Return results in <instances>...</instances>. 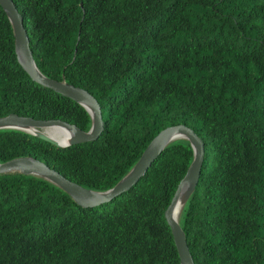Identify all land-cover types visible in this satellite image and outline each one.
I'll list each match as a JSON object with an SVG mask.
<instances>
[{
  "label": "trees",
  "instance_id": "obj_1",
  "mask_svg": "<svg viewBox=\"0 0 264 264\" xmlns=\"http://www.w3.org/2000/svg\"><path fill=\"white\" fill-rule=\"evenodd\" d=\"M11 1L37 69L91 94L103 128L67 145L0 129V163L39 160L103 192L158 132L185 125L203 142L178 219L194 264H264V0ZM8 114L92 124L23 69L0 5ZM192 160L189 141L174 140L134 184L92 205L43 177L0 173V264H181L165 210Z\"/></svg>",
  "mask_w": 264,
  "mask_h": 264
},
{
  "label": "water",
  "instance_id": "obj_2",
  "mask_svg": "<svg viewBox=\"0 0 264 264\" xmlns=\"http://www.w3.org/2000/svg\"><path fill=\"white\" fill-rule=\"evenodd\" d=\"M0 5L6 11L13 25L18 61L23 69L35 82L61 94L62 96L68 97L78 102L87 110L92 120L90 129L85 132L73 124H69L58 119L34 120L29 117L8 114L7 116L0 117V129H16L34 134L50 141L55 145H67L69 143L85 142L96 138L103 128L102 113L97 100L88 92L79 88H75L67 84L64 80L57 81L49 79L41 74L34 63L32 52L29 47V39L23 27L20 13L17 11L14 3L11 0H0ZM19 50L24 61L20 60ZM86 104L90 106L91 111L86 107ZM57 127H61L66 131H69V134L67 133L63 136L55 135L53 132ZM49 128L54 129L49 131ZM177 139H186L189 141L193 150V160L186 175L178 185L170 205L165 210V218L171 228L175 245L181 259V264H194L189 253L185 235L179 225L178 220H174L173 218L174 209L177 204L183 183L186 180L191 179L192 187L190 191L192 190L198 180L203 160L202 140L192 129L186 127L185 125L179 124L168 126L158 132L157 135L148 143L140 158L129 170V172L114 187L103 192L84 188L65 178L58 171L50 168L45 163L26 157L14 158L0 163V173L20 172L23 174H32L43 177L69 193L77 204L92 205L94 203L105 201L117 192L134 184L146 172L153 160L159 156V154H161L166 146L170 142Z\"/></svg>",
  "mask_w": 264,
  "mask_h": 264
},
{
  "label": "bare ground",
  "instance_id": "obj_3",
  "mask_svg": "<svg viewBox=\"0 0 264 264\" xmlns=\"http://www.w3.org/2000/svg\"><path fill=\"white\" fill-rule=\"evenodd\" d=\"M19 57H20L21 61H24L20 50H19ZM86 107L91 111L90 106L88 104H86ZM57 128H61V127H57ZM61 129H62V131L65 132V134H67V133L69 134V131H66L63 128H61ZM191 187H192V180L191 179H188V180H186L183 183V185L181 187V190H180L179 198H178V201H177V204L175 206L174 213H173L174 220H178L179 219V215H180V210H181L182 204H183L187 194L189 193Z\"/></svg>",
  "mask_w": 264,
  "mask_h": 264
},
{
  "label": "rangeland",
  "instance_id": "obj_4",
  "mask_svg": "<svg viewBox=\"0 0 264 264\" xmlns=\"http://www.w3.org/2000/svg\"><path fill=\"white\" fill-rule=\"evenodd\" d=\"M54 128H49V131H51ZM55 135L63 136L65 134L64 131H62L61 128H56L55 131L53 132ZM64 133V134H63Z\"/></svg>",
  "mask_w": 264,
  "mask_h": 264
}]
</instances>
